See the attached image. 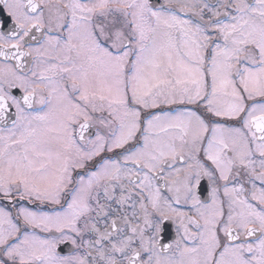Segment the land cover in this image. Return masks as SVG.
<instances>
[{
    "label": "snow or ice",
    "instance_id": "6c2138e0",
    "mask_svg": "<svg viewBox=\"0 0 264 264\" xmlns=\"http://www.w3.org/2000/svg\"><path fill=\"white\" fill-rule=\"evenodd\" d=\"M0 264H264V0H0Z\"/></svg>",
    "mask_w": 264,
    "mask_h": 264
}]
</instances>
